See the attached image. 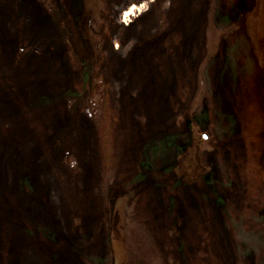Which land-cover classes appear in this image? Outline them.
I'll list each match as a JSON object with an SVG mask.
<instances>
[{"label":"rangeland","instance_id":"rangeland-1","mask_svg":"<svg viewBox=\"0 0 264 264\" xmlns=\"http://www.w3.org/2000/svg\"><path fill=\"white\" fill-rule=\"evenodd\" d=\"M0 264H264V0H0Z\"/></svg>","mask_w":264,"mask_h":264},{"label":"trees","instance_id":"trees-1","mask_svg":"<svg viewBox=\"0 0 264 264\" xmlns=\"http://www.w3.org/2000/svg\"><path fill=\"white\" fill-rule=\"evenodd\" d=\"M237 11V10H234V12ZM212 17V15H211ZM209 19L208 23H207V37H206V48H207V56L206 58L201 62L200 64V67H199V72L197 74V91L195 93V102H194V106H193V114L191 115V117L189 118V120L187 121V128L186 129H192V136L196 135L195 134V127L196 126H201V123H200V119L198 118V115H197V110L196 108L202 103V99L205 97V96H208L209 95V89H208V84H207V79H206V75H205V72H206V65L208 64L209 62V59L212 55V52L214 51V49H216V44L218 43V39L220 37L221 34H223V32L225 31H229V29L231 28V24H227L226 26H220L219 24H217L214 20V17H212ZM72 32L73 30L70 29ZM87 63H90V61H87ZM93 83L90 81V79H88L87 81V84H86V90H85V93L84 95L82 96V100L84 101L85 105L88 107L89 104L91 101H92V96H93V93H94V90H93ZM194 129V130H193ZM188 131V130H187ZM190 134V133H189ZM182 151V150H181ZM178 154V156L180 157L181 156V152ZM176 168V167H174ZM177 179L180 180V181H186L185 179V175L183 173L181 174H177ZM204 183L206 186H208L209 190L211 191V182L207 179L204 180ZM108 198L110 199L111 198V204H112V207L115 206V200L112 199V196H111V192L108 194Z\"/></svg>","mask_w":264,"mask_h":264}]
</instances>
